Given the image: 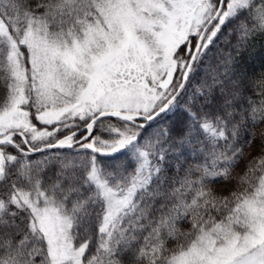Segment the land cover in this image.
I'll return each mask as SVG.
<instances>
[{
  "label": "snow or ice",
  "instance_id": "obj_1",
  "mask_svg": "<svg viewBox=\"0 0 264 264\" xmlns=\"http://www.w3.org/2000/svg\"><path fill=\"white\" fill-rule=\"evenodd\" d=\"M264 0H0V264H264Z\"/></svg>",
  "mask_w": 264,
  "mask_h": 264
},
{
  "label": "trees",
  "instance_id": "obj_2",
  "mask_svg": "<svg viewBox=\"0 0 264 264\" xmlns=\"http://www.w3.org/2000/svg\"><path fill=\"white\" fill-rule=\"evenodd\" d=\"M252 55L256 57V67L260 68L261 62L264 61V54L261 52V45L258 42L256 49L253 51Z\"/></svg>",
  "mask_w": 264,
  "mask_h": 264
}]
</instances>
